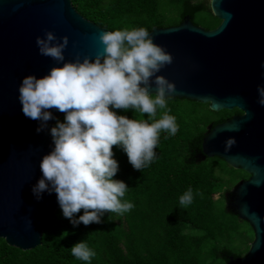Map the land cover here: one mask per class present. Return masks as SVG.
Instances as JSON below:
<instances>
[{
	"label": "water",
	"instance_id": "1",
	"mask_svg": "<svg viewBox=\"0 0 264 264\" xmlns=\"http://www.w3.org/2000/svg\"><path fill=\"white\" fill-rule=\"evenodd\" d=\"M210 8L220 19L215 28L196 25L189 16L178 25L151 28L154 43L173 57L157 75L175 83L172 98L241 111L209 129L199 155L220 157L250 175L224 191L227 205L253 229L246 254L231 264H264V106L257 103V85H264V0H210ZM45 29L68 36L65 60L102 53L99 34L108 31L70 0H0V237L20 249L39 244L60 207L55 192L37 199L32 187L42 177V156L52 148L49 129L63 113L52 109L56 119L37 132L39 122L23 114L18 99L23 76H42L56 64L35 43ZM149 92L155 94V85ZM229 139L235 143L225 150Z\"/></svg>",
	"mask_w": 264,
	"mask_h": 264
},
{
	"label": "trees",
	"instance_id": "2",
	"mask_svg": "<svg viewBox=\"0 0 264 264\" xmlns=\"http://www.w3.org/2000/svg\"><path fill=\"white\" fill-rule=\"evenodd\" d=\"M70 1L84 18L108 31L142 27L149 32L153 26L178 25L185 16L206 29L220 23L206 1ZM166 101V110L175 116L178 131L175 135L160 132L154 149L157 156L150 165L136 170L127 154L119 146H112L119 163L113 179L123 180L129 187L122 201L132 202V211H106L102 223L85 226L81 222L74 227L59 207L36 246L20 249L0 237V264H231L243 252L246 254L253 239L252 227L239 219L228 201L221 204L215 196L222 185L250 175L241 168H232L220 157L199 155L209 129L241 111H215L208 103L187 98L167 97ZM113 110L129 118L148 119L147 113L142 115L133 109ZM163 111L157 109V119ZM64 116L58 119L63 121ZM188 188L193 190V201L181 206L179 197ZM223 198L227 199L224 194ZM83 212L81 209L75 215ZM243 226L251 234L241 231ZM188 227L199 233L187 232ZM234 236H243L241 248L231 246ZM81 240L95 253L90 261L71 254L70 247Z\"/></svg>",
	"mask_w": 264,
	"mask_h": 264
},
{
	"label": "clouds",
	"instance_id": "3",
	"mask_svg": "<svg viewBox=\"0 0 264 264\" xmlns=\"http://www.w3.org/2000/svg\"><path fill=\"white\" fill-rule=\"evenodd\" d=\"M99 40L103 52L94 58L77 54L65 60L69 38L58 37L45 29L35 43L39 54L56 61L42 75L22 77L18 86L23 114L38 121L37 132L49 129L48 121L56 119L52 109L65 113L56 119L49 131L51 150L42 156V177L32 187L37 199L45 191L57 194V202L65 218L74 227L102 223L106 211L124 214L135 205L122 201L128 190L123 180L113 179L119 171L112 146H119L136 170L150 165L157 156L161 131L175 135L176 118L169 114L166 97L176 91L173 81L157 75L172 63L173 57L154 43L145 28L102 31ZM264 68V61L261 62ZM155 85V95L149 89ZM257 103L264 106V85H257ZM113 109H133L148 119L129 118ZM157 109L164 110L160 118ZM151 121V122H149ZM234 139L226 141L228 150ZM193 201V190L179 197V205ZM83 209L82 215H75ZM79 260L90 261L95 253L83 240L70 247Z\"/></svg>",
	"mask_w": 264,
	"mask_h": 264
},
{
	"label": "rangeland",
	"instance_id": "4",
	"mask_svg": "<svg viewBox=\"0 0 264 264\" xmlns=\"http://www.w3.org/2000/svg\"><path fill=\"white\" fill-rule=\"evenodd\" d=\"M194 1H206L209 5H210V0H194ZM240 180L242 179H238L237 181L230 183V184H224L222 185V187L220 188L219 192L216 193V199L220 201L221 204H226V199H222V194H224V191L227 190H231L233 188L234 185H236ZM187 232L189 233H193V234H197L199 233L198 230L188 227L186 229ZM241 231H243L245 234H251L250 231L243 226V230L241 229ZM240 234V232H239ZM231 241V246L234 247L235 249L241 248V246H243V242H244V238L243 236H234L233 238L230 239ZM242 255H245V252L242 253ZM220 263V262H219Z\"/></svg>",
	"mask_w": 264,
	"mask_h": 264
},
{
	"label": "flooded vegetation",
	"instance_id": "5",
	"mask_svg": "<svg viewBox=\"0 0 264 264\" xmlns=\"http://www.w3.org/2000/svg\"><path fill=\"white\" fill-rule=\"evenodd\" d=\"M249 178V177H248ZM242 180H245V179H242Z\"/></svg>",
	"mask_w": 264,
	"mask_h": 264
}]
</instances>
